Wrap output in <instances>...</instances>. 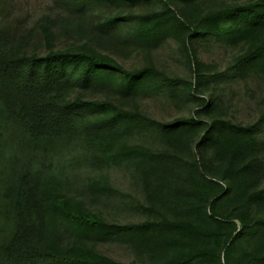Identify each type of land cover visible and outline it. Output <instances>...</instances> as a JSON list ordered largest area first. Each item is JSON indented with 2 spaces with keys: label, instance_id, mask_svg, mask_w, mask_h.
Here are the masks:
<instances>
[{
  "label": "trees",
  "instance_id": "16d2710c",
  "mask_svg": "<svg viewBox=\"0 0 264 264\" xmlns=\"http://www.w3.org/2000/svg\"><path fill=\"white\" fill-rule=\"evenodd\" d=\"M54 2L41 45L0 29L12 152L0 165V264H264V96L248 120L229 103L264 85V0ZM169 42L189 76L156 62ZM201 46L218 56L203 60ZM148 97L186 113L158 119ZM66 167L101 172L90 187L108 196L120 192L106 172L131 173L142 197L126 202L143 219L110 221L66 195ZM107 242L130 262L102 252Z\"/></svg>",
  "mask_w": 264,
  "mask_h": 264
},
{
  "label": "rangeland",
  "instance_id": "374dc122",
  "mask_svg": "<svg viewBox=\"0 0 264 264\" xmlns=\"http://www.w3.org/2000/svg\"><path fill=\"white\" fill-rule=\"evenodd\" d=\"M60 13L61 11L54 0H0V29L6 28L25 34L32 33L39 42H42L40 33L37 35L39 22L46 17L57 18ZM70 41L61 36L58 44L63 46L64 43ZM41 42L39 45L42 44ZM218 52L217 49H208L205 46L199 48L200 57L207 62L216 58ZM154 58L162 68L171 74L190 75L189 66L174 42H169L155 50ZM141 59V56L133 55L127 63L136 64ZM262 95L264 96V85H250L248 89L243 88L236 99L229 101L233 114L240 120H248ZM143 107L152 116L162 120H169L186 113L185 110H180L159 97L146 98ZM3 134L0 137V165L4 164L12 155L8 148L10 132L6 130ZM3 153L7 156L4 157ZM65 173L67 174V181L63 186V192L66 195L76 196L88 208L101 213L108 220L126 223L143 219V215L130 208L126 202V199L142 197V191L141 186L132 178L131 173L125 169L113 168L106 172L111 186L120 192L109 196L99 195L90 187L91 179L101 176V172L66 167ZM98 248L122 262H130L132 259L130 250L116 242L102 243L98 245Z\"/></svg>",
  "mask_w": 264,
  "mask_h": 264
}]
</instances>
